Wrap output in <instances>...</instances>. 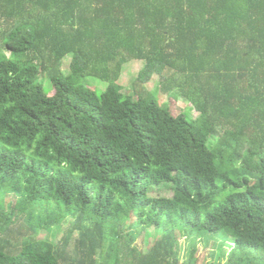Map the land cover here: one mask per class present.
<instances>
[{"label":"trees","instance_id":"trees-1","mask_svg":"<svg viewBox=\"0 0 264 264\" xmlns=\"http://www.w3.org/2000/svg\"><path fill=\"white\" fill-rule=\"evenodd\" d=\"M0 264H264V0H0Z\"/></svg>","mask_w":264,"mask_h":264},{"label":"rangeland","instance_id":"rangeland-1","mask_svg":"<svg viewBox=\"0 0 264 264\" xmlns=\"http://www.w3.org/2000/svg\"><path fill=\"white\" fill-rule=\"evenodd\" d=\"M67 60H70V58H68ZM67 64H69V63H67ZM64 66H66V62L64 63ZM144 66H145V62L142 60H133L124 66L123 73H122L120 81H119V84H121V86L124 88L123 93H126V94L128 93L129 88H130V84L138 77V75L140 74V71L143 70ZM67 72L68 71H65L66 74H67ZM162 80L163 79L160 75L154 74L152 76L151 80L148 83L144 84V86L147 88V90H150L153 92V91H155L156 88H158L161 85ZM88 82H90V87L97 88L99 92L105 91V89L108 87L107 83H101V82H98L96 80L91 79V80H88ZM45 89L51 93L52 86H51L50 82H48V85L47 84L45 85ZM52 93H53V91H52ZM165 96L167 97V95H165ZM165 96L162 95L161 99L164 100ZM178 102H179L178 106L181 108H187L189 106L188 101L184 100L183 98H181ZM171 104L174 105L175 102L171 101ZM161 194L169 196V197L172 196L171 192L168 193L165 190H163L161 192ZM67 227H68V225H65L64 229H66ZM56 232H57V234H56ZM150 232L153 235L156 234V231L154 228L150 229ZM65 234H66V232L64 230H62L61 232H60V230H54V232L50 233L48 237L52 239V238H54V236H56L57 239L58 238L61 239L65 236ZM161 235L162 234H160V236ZM192 241H196V240L193 239ZM150 242H152V238L147 239V244ZM179 242H180V246L182 248H184L186 245H188L186 238H180ZM197 242H198V240H197ZM198 247H199V252L197 253V255L199 257H201L203 255L202 249H204L206 247V245L204 243H201ZM228 249L230 250V248H228ZM229 250H227V251H229Z\"/></svg>","mask_w":264,"mask_h":264}]
</instances>
